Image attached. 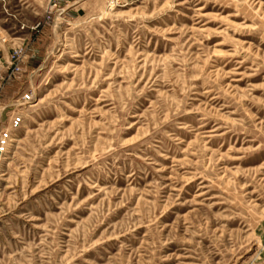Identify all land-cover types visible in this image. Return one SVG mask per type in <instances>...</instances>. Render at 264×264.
<instances>
[{
    "label": "rangeland",
    "instance_id": "obj_1",
    "mask_svg": "<svg viewBox=\"0 0 264 264\" xmlns=\"http://www.w3.org/2000/svg\"><path fill=\"white\" fill-rule=\"evenodd\" d=\"M0 264H264V0H0Z\"/></svg>",
    "mask_w": 264,
    "mask_h": 264
},
{
    "label": "built area",
    "instance_id": "obj_2",
    "mask_svg": "<svg viewBox=\"0 0 264 264\" xmlns=\"http://www.w3.org/2000/svg\"><path fill=\"white\" fill-rule=\"evenodd\" d=\"M1 154H2V150L0 149V157H1Z\"/></svg>",
    "mask_w": 264,
    "mask_h": 264
}]
</instances>
